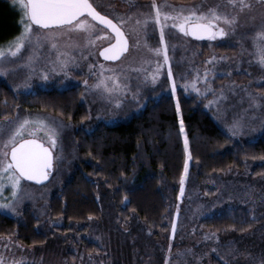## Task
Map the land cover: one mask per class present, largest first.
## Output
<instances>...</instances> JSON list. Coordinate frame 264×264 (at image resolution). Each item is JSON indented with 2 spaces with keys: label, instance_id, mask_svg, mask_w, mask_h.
<instances>
[{
  "label": "rangeland",
  "instance_id": "1",
  "mask_svg": "<svg viewBox=\"0 0 264 264\" xmlns=\"http://www.w3.org/2000/svg\"><path fill=\"white\" fill-rule=\"evenodd\" d=\"M0 2L13 17H0V46L7 48L22 31V10L13 0ZM259 2L244 0L251 6L242 10L227 5L226 0H198L183 4L201 5L202 10L220 4V11H227L237 19L231 26L220 21L226 35L205 40H193L171 27L172 21L168 22L164 31L172 79L177 85L175 93L171 90L167 65L160 70L156 82H152L157 61L163 63V54L151 51L161 47L159 25L152 21L146 29L136 25V20L143 19L140 13L151 10V0H92L103 15L115 22L121 18L125 20L122 27L128 37L129 49L119 61L99 59V49L112 39L97 25L98 30L91 36L94 43H88L85 33L74 32L56 41L57 48H53L49 41H43L39 46L33 42L27 44L17 57L8 54L6 58H0V69L6 70V74H0V80H4L15 93L79 86L88 111V117L80 127L87 132L100 124L114 125L126 121L151 99L163 94H172L176 98L177 90H181L202 99L204 108L230 138L242 143L253 141L264 130V92L257 88L264 83V66L257 61L253 40L257 32L264 31V4ZM157 3L160 4L161 0ZM226 46L233 48L232 51H226ZM30 56H33L31 63L28 62ZM62 61H67L63 70ZM237 73L242 74V80L233 78ZM101 74L105 77L115 74L120 90L107 93L92 88ZM219 78L221 83H218ZM192 81H196L199 92L192 87ZM25 117L42 119L59 133L57 144L52 148L53 169L49 179L42 184L22 180L15 200L11 196V187L5 185L0 192V202L11 201L15 211L0 208V213L18 218L25 206L30 207L38 221L37 228L45 234L46 241L39 246H25L13 237H0V256L4 257V264L13 261H22L23 264H212V258L223 264H264V174L252 177V163L246 162L241 170L230 169L225 174L216 175L209 185L214 192L208 194L197 180L188 145L185 148L183 131L188 164L185 175L184 161L183 193L181 185L173 192L168 184L163 181L160 184L167 199V230L154 235L134 216L122 222V218L111 209L108 190L99 181L96 197L103 216L100 220H90L89 228L83 232L81 224L67 225L61 217L53 218L49 213L50 198L68 180L76 163L73 125L48 113L22 108L13 116L0 120V124L11 122L9 126L14 127L18 119ZM234 122L241 125L235 135L231 128ZM32 127L35 126H30L23 138L37 139L48 146L45 130L40 128L31 135ZM5 138L0 137V140ZM236 207L244 209L250 219L256 220L246 232L221 235L201 228L202 219ZM86 243L92 245L93 250L89 251Z\"/></svg>",
  "mask_w": 264,
  "mask_h": 264
},
{
  "label": "trees",
  "instance_id": "2",
  "mask_svg": "<svg viewBox=\"0 0 264 264\" xmlns=\"http://www.w3.org/2000/svg\"><path fill=\"white\" fill-rule=\"evenodd\" d=\"M168 1L186 4L198 0ZM11 15L0 2V17L12 19ZM233 78L242 80L243 76L237 73ZM257 88L264 92V83ZM19 108L45 112L73 125L76 163L68 180L50 198L49 213L53 218L61 217L67 225L81 224L83 232L89 228L90 220H100L103 216L96 197L99 181L108 190L111 209L122 222L134 216L154 235L167 230V199L160 184L162 181L168 184L173 192L181 185L185 161L181 120L197 180L208 194L214 192L209 185L216 175L230 169L241 170L246 162L252 163V177L264 174V130L253 141L234 140L218 126L202 99L181 90H177L176 98L163 94L151 99L126 121L100 124L87 132L80 127L88 111L79 86L15 93L0 80V120L13 116ZM255 222L247 211L236 207L202 219L200 226L221 235L242 234ZM37 226L38 221L28 206L18 218L0 213V237H13L25 246L45 243L46 236ZM86 245L89 251L93 250L92 245ZM212 264L223 263L212 258Z\"/></svg>",
  "mask_w": 264,
  "mask_h": 264
},
{
  "label": "snow or ice",
  "instance_id": "3",
  "mask_svg": "<svg viewBox=\"0 0 264 264\" xmlns=\"http://www.w3.org/2000/svg\"><path fill=\"white\" fill-rule=\"evenodd\" d=\"M14 4L19 5L22 10L20 24L22 31L9 42L7 48L0 46V58H6L8 54L17 57L18 54L25 49L27 44L35 42L41 45L43 41L52 42L51 46L57 48L60 38L68 36L70 33L83 32L88 37V43H94L91 36L98 30L97 23L110 29L114 36L111 37L114 43H110L104 48L100 55L105 59L118 60L123 53L128 51V37L125 35L123 25L125 20L119 19L114 22L107 15H103L94 6L92 0H13ZM226 4L232 8L239 7L241 10L251 5H246L244 0H226ZM220 4L202 10L201 5H173L168 0H161L158 4L157 0H151V10L147 13H140L142 20H136V25L147 28L149 21L154 22L160 27V44L161 47L151 49L157 55L163 54V63L157 61L156 69L152 73V82L161 75V69L167 65V76L171 80V90L176 91V82L172 79L173 73L169 63L168 44L165 41V26L172 21L171 27L178 29L185 35L197 37L207 36L211 39L223 37L226 35L225 28L220 26V21L225 25H233L236 16H230L227 11H220ZM164 9H171L165 11ZM46 30V31H45ZM133 32L136 28L133 27ZM105 37L108 33H104ZM35 38V40H34ZM256 45L257 61L264 66V31L257 32L253 37ZM33 56L28 58L31 63ZM63 67L67 66V61H62ZM103 69V65H101ZM0 74H6V70L0 69ZM207 69L205 70V77ZM111 81V86L109 85ZM84 83L87 85L88 81ZM92 88L103 89L104 92L112 93L120 90L119 81L116 75L105 77L101 74V78L93 85ZM126 87V86H124ZM187 87V85H185ZM192 87L197 92L196 81H192ZM119 105L120 101L117 100ZM177 111H179V102H177ZM11 122L0 124V137H6L0 140V192L5 189V185L11 187V196L16 199L21 187V182L25 178L30 181L47 180L50 169L53 164L52 148L57 144L59 133L56 128L46 124L42 119L30 120L28 117L23 118L15 123L14 127L9 126ZM31 128V135H34L40 128L45 130L48 138V146L41 143L37 139H24V133ZM239 122H234L231 126L233 134L240 129ZM180 131H184L183 121L180 122ZM185 148L187 149L188 140L185 136ZM187 160L185 161V175L187 174ZM185 175L180 178L181 193H183V185ZM0 208L15 211L11 201L7 203L0 202ZM175 224H173V230ZM0 264H4V257L0 256ZM12 264H23L22 261H13Z\"/></svg>",
  "mask_w": 264,
  "mask_h": 264
},
{
  "label": "water",
  "instance_id": "4",
  "mask_svg": "<svg viewBox=\"0 0 264 264\" xmlns=\"http://www.w3.org/2000/svg\"><path fill=\"white\" fill-rule=\"evenodd\" d=\"M258 1H260L261 3H263L264 4V0H258ZM115 22V21H114ZM97 23V25L98 26H100L101 28H103L104 30H106L112 37L114 36V33H112L111 32V30L110 29H107L106 28V26H104V25H100L99 24V22H96ZM189 38H191V39H193V40H205V39H209V37H207V36H204V37H197V36H192V35H187ZM110 43H114V40H112ZM110 43H108L107 45H105V46H103V47H101L100 49H99V51H98V57H99V59L100 60H102V61H104V62H117V61H119L126 53H123L122 55H121V57L118 59V60H109V59H105V57L104 56H102V55H100V52L104 49V48H106V47H108L109 46V44ZM128 49H129V42H128ZM26 139H33V138H26ZM41 142V141H40ZM42 143V142H41ZM46 146V145H45ZM52 155H53V153H52ZM52 164H53V161H52ZM52 169H53V166H52V168L50 169V173H51V171H52ZM49 176H50V174H49ZM48 179H49V177H48ZM47 179V180H48ZM25 181H27V182H30V183H33V184H42V183H44V182H46L47 180H44V181H30V180H27L26 178L24 179Z\"/></svg>",
  "mask_w": 264,
  "mask_h": 264
}]
</instances>
